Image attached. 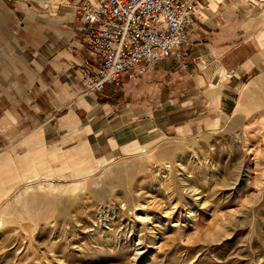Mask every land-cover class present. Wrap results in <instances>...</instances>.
Listing matches in <instances>:
<instances>
[{"label": "rangeland", "instance_id": "obj_1", "mask_svg": "<svg viewBox=\"0 0 264 264\" xmlns=\"http://www.w3.org/2000/svg\"><path fill=\"white\" fill-rule=\"evenodd\" d=\"M17 1L69 0H0V46L16 42ZM231 1L251 12L246 37L264 59V0ZM164 69L185 71L173 60L153 70ZM159 81L125 76L96 99L115 114L147 112L170 88ZM239 84L222 123L154 129L125 148L118 133L26 139L37 125L16 82L0 83V264H264V60Z\"/></svg>", "mask_w": 264, "mask_h": 264}, {"label": "crops", "instance_id": "obj_2", "mask_svg": "<svg viewBox=\"0 0 264 264\" xmlns=\"http://www.w3.org/2000/svg\"><path fill=\"white\" fill-rule=\"evenodd\" d=\"M77 3L13 4L21 26L13 45L0 46V83L16 82L20 110L37 125L35 135L26 139L118 133L114 144L133 148L139 147L138 134L210 128L228 117L240 80L264 60L246 37L249 25L242 18L250 11H237L231 0H201L190 32L187 70L151 72L159 73L158 85L170 87L160 93L159 105L147 112L125 109L115 114L111 104L96 99L108 96L86 94L81 86L78 70L89 58V46L86 33L78 29ZM99 110L106 113L96 118ZM126 134L130 138L123 140Z\"/></svg>", "mask_w": 264, "mask_h": 264}, {"label": "built area", "instance_id": "obj_3", "mask_svg": "<svg viewBox=\"0 0 264 264\" xmlns=\"http://www.w3.org/2000/svg\"><path fill=\"white\" fill-rule=\"evenodd\" d=\"M201 0H81L78 29L89 58L79 72L86 94H118L125 76L146 75L165 60L187 70L190 32Z\"/></svg>", "mask_w": 264, "mask_h": 264}, {"label": "bare ground", "instance_id": "obj_4", "mask_svg": "<svg viewBox=\"0 0 264 264\" xmlns=\"http://www.w3.org/2000/svg\"><path fill=\"white\" fill-rule=\"evenodd\" d=\"M165 153V152H164ZM167 153V152H166ZM165 156V155H164ZM118 177V176H117ZM116 177V178H117ZM117 180V179H116ZM120 182V181H119ZM121 183V182H120ZM116 184H117V181H116ZM113 185V184H112ZM115 185V184H114ZM117 186V185H116ZM115 186V187H116ZM117 188V187H116ZM47 199V198H46ZM46 199H44L43 200V202L45 203V205H46V207L48 208V202H47V200ZM73 203V202H72ZM65 211H66V209L65 208H62V210H61V213H65ZM27 214H28V212H27ZM45 214V213H44ZM137 214V213H136ZM58 216H59V214H58ZM57 216V217H58ZM136 216H138V217H140L139 219L141 220V221H144V220H147V219H149V217L148 216H146V213L143 211V215L141 214V215H136ZM46 218H47V220H50V219H52V215L51 214H48L47 216H46ZM46 220V221H47ZM141 238V237H140Z\"/></svg>", "mask_w": 264, "mask_h": 264}]
</instances>
